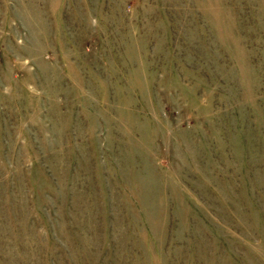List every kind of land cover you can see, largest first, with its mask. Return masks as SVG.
<instances>
[{"label":"rangeland","instance_id":"1","mask_svg":"<svg viewBox=\"0 0 264 264\" xmlns=\"http://www.w3.org/2000/svg\"><path fill=\"white\" fill-rule=\"evenodd\" d=\"M0 264H264V0H0Z\"/></svg>","mask_w":264,"mask_h":264}]
</instances>
